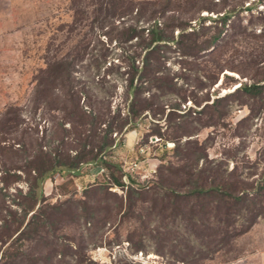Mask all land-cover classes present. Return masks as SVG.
Instances as JSON below:
<instances>
[{"label":"rangeland","instance_id":"1","mask_svg":"<svg viewBox=\"0 0 264 264\" xmlns=\"http://www.w3.org/2000/svg\"><path fill=\"white\" fill-rule=\"evenodd\" d=\"M106 1L0 0V137L5 136L0 225L8 220L14 230L22 218L13 199L27 192L24 165L38 143L58 147L66 134L63 148L71 149L78 130L89 132L90 126L75 127L68 119L78 99L83 109L121 123L133 96L126 87L130 59L141 51L136 37L124 40V28L147 27L158 18L177 41L164 47L167 60L156 74L173 83L165 81L162 89L145 85L139 99L148 101V109L135 119L136 128L126 131V125L112 134L121 143L109 152L146 193L133 196L129 206L125 188L98 190L108 178L102 166L85 164L80 175L56 173L44 183L46 199L40 205H60L59 212L37 233L31 231L33 240L19 239V232L9 238L0 228V264H34L54 248L65 256L57 254L48 264H264V197L235 202L209 195L175 202L156 184L161 177L183 189L200 169L205 181L244 186L263 177L261 103L235 96L216 107L206 104L253 75L264 76V13L258 14L264 4L242 10L233 23L228 20L230 36L211 53L214 46H206L222 22L199 16L216 17L253 0H129L133 8L124 17L109 13ZM215 3L220 13L203 8ZM192 44L205 49L182 55ZM144 54L137 58L140 65ZM49 77L53 83L45 97L36 88ZM139 82L136 76L134 83ZM177 104L179 109L173 107ZM202 152L208 162L196 160ZM4 171L8 183L2 181ZM122 180L129 183L126 174Z\"/></svg>","mask_w":264,"mask_h":264},{"label":"trees","instance_id":"2","mask_svg":"<svg viewBox=\"0 0 264 264\" xmlns=\"http://www.w3.org/2000/svg\"><path fill=\"white\" fill-rule=\"evenodd\" d=\"M260 2L264 4V0H253L248 5H245L242 2L232 10L225 11L223 14H218L216 17L199 16V20L213 19L214 21L222 22V26L217 28L215 34L211 38L210 43L206 46V49L210 46H214L213 49L209 51L212 53L213 50L220 46L221 38L230 36L232 25L229 24L226 27L228 20L233 23L235 18L240 15L242 10L252 11L257 9V6ZM105 3L108 12H112L113 16L117 15L124 17L128 15L133 8L129 0L128 2L126 0H107ZM216 4L217 3H215L213 7L204 6L203 8L207 9L208 11H216L217 13H220L221 11L215 7ZM263 13L264 10H258L259 16L263 17ZM260 32H263V30H260ZM181 35L186 36L187 34L182 32ZM123 36L125 41L133 40V38L136 37L137 40H139L138 46L141 49L140 52L134 56H131L130 59L129 73L131 77L128 79V84L126 87L128 94L133 96L126 104V115L120 119V124L118 123L115 125L114 122H111L108 119L109 117H105V115H95L91 110L87 111L83 109L82 105L79 103V99L76 101L75 107L77 108L75 111H72L69 114V121H71L75 127L84 128L88 125L91 128H88V133H85V131L81 129L78 130V133L75 137L76 146L74 148H63V144H66V140L69 136L65 134L60 139V141L58 140V147H52L50 144L51 141H47L48 146L46 149H44L43 144L38 143L37 152L26 158L24 171L26 174L25 180L27 182L28 189L21 200L13 199V203L21 207L23 211L22 218L20 219V222H18L17 228L14 230L11 229L8 220L0 225L1 230L5 231L9 238L16 232H19L16 236L19 239L28 241L33 240L34 236L31 233H37L40 226L48 225L50 219H52V217L57 212H59L60 205H48L46 207L40 205V203L44 202L46 199L43 188L44 183L56 173H59L62 176L66 174L80 175L82 166L85 164L102 166L105 171H107L108 178L105 180V182L101 183V187H99L98 190L108 189L111 186L125 188L127 205L132 201L133 196H142L144 193H146L145 188L132 178V174H130V172H124L122 165L114 162V160L110 158L109 152L112 147L118 143H121L116 142V137H113L112 134L114 132H117L118 134L119 131L126 125H128L126 131L136 128L137 122L135 119L140 118L142 115L141 111L148 109L149 105L147 100L139 99L140 93L146 88L145 85L151 84L152 87L156 89H162L166 82L173 83V79L171 77H163L162 74L160 75L156 73L162 72V66L165 65V61L167 60L164 55V47L175 44V41L177 40L172 34H166L164 26H162L158 18H154L153 23L147 27H138V25L135 24L126 25L123 31ZM195 46L196 45L193 44L189 45L188 49L182 52V55H191L193 53L192 51H195V49L197 50V46ZM203 49L205 48L199 47L197 51ZM143 52H145V54L141 59L142 65H140L136 61ZM152 66H155L153 71L154 74L151 70ZM136 76L140 80L138 84L134 83ZM227 77L233 78L230 75H227ZM49 78L50 79L47 80L45 86L42 87V84H39L40 88H36V92L38 94L48 97L49 94L46 92L51 90V84L53 83L51 80L53 78ZM217 80L218 77L214 83L217 82ZM250 80L251 81H242L240 85H238L232 92H229L224 96L217 97L212 103H207L206 106L216 107L218 104H221V102L229 101L235 96H244L255 102L261 103V107H264V76L256 77V75H253ZM173 107L179 109V104ZM250 109V113L252 114L254 112V107L251 106ZM189 110L190 112H196L192 108ZM74 116H77V118H73ZM104 123H107L106 126L101 128L99 132L101 124ZM64 129L68 131L67 128ZM3 140H5V136L0 137V141ZM191 142V139L186 140L187 144ZM196 160L208 162L207 152H202V154L200 153L197 155ZM202 166H204V162ZM173 167L174 165L171 163L167 166V169ZM6 172L7 171H4L5 177L2 178V181H7L6 183H8V176H6ZM202 172V169H200L199 175H196V178L193 177L192 179L183 183L181 185L183 189L177 188L172 182L167 183L166 180H163L161 177L158 178L159 180L156 182V184L165 192L170 193L172 195V199H174L175 202L179 201L181 198L185 199L189 197H195L200 199L209 195L216 196L217 199L222 201L226 198H232L235 202H244L249 197H264V174L262 178L254 180L248 186H244L242 182L241 184H231L230 182H226L224 180L216 181L213 179L211 181H205L200 178ZM124 174L128 176L129 183H125L122 180V176ZM15 176L16 178L22 177L21 174H16ZM136 185H139V187L143 188H137ZM38 204L39 207L36 208ZM30 212H32L30 219L26 222L23 230L19 231ZM13 220L17 221V218H13ZM252 223L253 222H251L250 225ZM57 254L62 257L64 253L63 251L61 252L60 250H56L54 248L52 249L51 254H46L45 256L41 255L32 261L34 264H37V260L40 259L45 262L44 264H48L52 262ZM63 256H65V254ZM30 261L31 260L29 259V262Z\"/></svg>","mask_w":264,"mask_h":264}]
</instances>
